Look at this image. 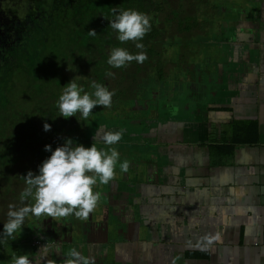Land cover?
<instances>
[{"label":"crops","instance_id":"crops-1","mask_svg":"<svg viewBox=\"0 0 264 264\" xmlns=\"http://www.w3.org/2000/svg\"><path fill=\"white\" fill-rule=\"evenodd\" d=\"M217 1L229 8H219L228 16L217 22L222 38L180 65L188 106L144 115L132 96L141 114L95 128L98 148L105 131H122L115 179L94 187L99 203L74 241V215L29 238L32 264L58 263L64 243L95 264H264V0ZM244 123L256 129L251 144L234 141Z\"/></svg>","mask_w":264,"mask_h":264},{"label":"trees","instance_id":"trees-1","mask_svg":"<svg viewBox=\"0 0 264 264\" xmlns=\"http://www.w3.org/2000/svg\"><path fill=\"white\" fill-rule=\"evenodd\" d=\"M17 2L16 0L14 3ZM165 4V0H23L20 7L19 4L15 7L19 8L17 11L12 9L10 15H7L10 20L7 26L5 25L10 29L4 35L0 33V86H5V76L9 79L10 74L16 70L15 67L19 66L23 70L22 74L26 76V81L32 82L27 85V89H32V93L30 92V110L28 114L21 115L24 121L13 125L14 129L19 130L20 141L11 140L7 152L14 146L20 147L18 143H24L22 148L27 147L30 151L28 150L23 158L30 155L31 161L40 162L41 159L47 158L43 156L48 154V151L44 150L45 145L57 147L56 145L64 143L62 136L65 130L67 133H73L69 137L73 142H94L87 140L93 135L95 124L100 122V119L94 120V123L92 121L93 125H89L78 135L71 132L68 128L72 127L73 123L75 128L80 126L75 123L80 120V115L78 113L76 117H60L57 107L59 96L71 80L82 87L84 92L92 93L93 81L113 91L116 86L113 83L115 76L124 84L137 77L134 72L130 73L127 66L112 68L108 65L109 54L114 47L128 50L131 45L138 54L140 51L150 50L149 45L158 44L157 38L165 33L160 28V23H170L169 17L163 18ZM114 7L118 10H137L150 17L151 30L139 41L144 45L143 49H137L133 42L120 43L117 40V33L109 25V21L114 19ZM0 28L3 32L2 26ZM89 30H95L97 35L88 36ZM9 35L11 37L5 40ZM140 64L136 62L134 65L138 67ZM47 70L50 75L44 73H47ZM36 72H43V76H38ZM109 72L113 75H108ZM128 83L136 85L135 82ZM36 86L37 93L34 92ZM9 88L5 86L0 89V114L4 118H8L10 110V101L5 96ZM44 123L51 125L50 131L43 129ZM244 124L234 126V141L251 144L257 139L256 129L251 128L249 123ZM8 127L9 125H6V128ZM7 132L12 133L8 130ZM16 155L18 154L13 156ZM14 163L18 164L17 161ZM33 164H27L31 166L27 169L32 171ZM28 170L25 169L23 174L26 175Z\"/></svg>","mask_w":264,"mask_h":264},{"label":"rangeland","instance_id":"rangeland-1","mask_svg":"<svg viewBox=\"0 0 264 264\" xmlns=\"http://www.w3.org/2000/svg\"><path fill=\"white\" fill-rule=\"evenodd\" d=\"M165 3L167 4L163 7V18L169 17L170 19V23H160V28L163 29L165 33L157 38L158 44L149 45L150 50L145 52L147 59L140 64L141 66L138 65L137 67L134 65L136 61L131 62L127 66L130 73L134 72L137 74V77L131 78V74H129L132 80L129 79L124 84L123 81H120V79L115 76L113 83H115L116 86H114L113 91L115 92L116 90V92L112 97L111 107L104 108L102 106H97L90 115L92 119L88 118L87 120H81L80 117V120L75 122L76 124H80V126L75 128L76 125L74 126L73 123V126L68 128V130L78 135L80 132L87 129L89 125L92 126V121L94 123V120L99 121L100 119V122L95 124V126L99 128L105 125L106 122H109V124H113L115 121L121 123L124 117H129L134 113L141 114L140 111L136 112L132 110L130 103V98L132 96L138 97L137 94L141 92H143L147 98L151 97L152 101L155 97L156 104L159 105L169 98L172 102L180 101V105H183L184 109L188 106V91L186 83L184 82L185 76L180 70V65L194 64L195 59L199 62L200 51L207 52L208 49L216 46L217 41L222 38L217 32V22L225 21L228 17L227 13L226 15H224L223 12L220 13L219 8H222L221 10L225 8L229 11L228 2L220 3L217 0H165ZM128 51L130 54L134 55L137 53L131 45L128 47ZM207 56L208 53L203 57L206 58ZM23 65L22 63L21 66ZM36 66H38V64ZM15 69L16 70L10 74L11 77H9V79L7 75L4 79L5 86L10 87L5 95L10 101V105L8 106V109H10L8 118H4V116L0 114V232L3 230V224L7 221L8 206L10 204L19 208L25 204L32 203L30 197L23 203L19 199L20 192L23 191L26 186L24 178H22L25 176L23 171L25 169L28 170L27 167H31L27 166V164L34 163L32 165V172L33 174H38L39 166L42 161L45 160L41 159L40 162H37V160L34 162L31 161L30 155L23 158L25 153L28 150L30 151L27 147L22 148L25 146L24 143H18L20 147L14 146L9 149V152L6 150L11 140L16 139L20 141L21 137L18 135L19 130L18 128L14 129V126L17 125L18 122L20 124L24 121L21 116L22 114H28V110H30V92L32 93V89H27L28 83L31 84L32 82L26 81V76L22 74L23 70L19 66L15 67ZM44 73L50 75V71L48 70L47 73L46 71ZM36 74L40 77L43 76V72H36ZM130 81L131 83L135 82L136 85L129 84L128 82ZM38 84L40 85V83ZM110 84L112 85V82ZM5 86L1 85L0 89ZM130 86L132 89L129 88ZM37 88L38 86L34 88V92L37 91ZM164 90H166V92ZM190 104L192 105V102H190ZM126 106L131 110H124ZM184 109H181L179 114L181 112L183 114ZM142 113L146 115V111L143 110ZM127 120L128 119H126V121ZM126 121H123L124 124H126ZM6 125H9V127L6 128ZM5 128L12 133H8ZM95 131L96 130H94V132ZM92 138L93 135H90L87 141H92ZM66 139L70 138L67 137ZM92 143L93 142H86L80 143V145L90 147ZM77 144H79L78 140L73 142L72 146H76ZM51 148L55 150L56 147L51 145ZM103 148L107 150L106 145H104ZM14 154L18 155L13 156ZM49 155L51 154L48 152V154L45 153L43 156L48 157ZM20 158L23 159L20 160ZM16 161L18 164L14 163ZM28 171H31V169L29 168ZM43 219L41 218L37 223L41 227V220L43 221ZM30 220L31 217L26 218L24 224L28 222L30 226V224H32ZM72 226L75 230L77 229L76 225L72 224ZM15 235L17 236L15 240H8L6 243L0 244V264H11L14 255L20 256L26 254L29 258L30 256L32 258L33 254L30 255L31 253L26 252L27 247L24 244V240L30 235L28 229L22 227L21 232ZM44 235L45 234H43V238Z\"/></svg>","mask_w":264,"mask_h":264},{"label":"clouds","instance_id":"clouds-1","mask_svg":"<svg viewBox=\"0 0 264 264\" xmlns=\"http://www.w3.org/2000/svg\"><path fill=\"white\" fill-rule=\"evenodd\" d=\"M114 19L109 21L111 29L117 33L120 43L133 42L137 49H143L140 43L144 36L151 30L150 17L137 10L112 9ZM88 36L95 37V30H89ZM147 59L144 51L138 54H130L128 50L114 47L107 60L112 68L128 66L136 61L143 63ZM113 75V73H108ZM91 88L94 92H84V89L71 80L66 84L57 101L59 116L63 118L76 117L79 113L81 120H87L97 106L110 108L114 91L95 81ZM83 93V94H82ZM43 129L50 131L51 125L44 123ZM122 138V131H105L99 140L108 146L107 150L98 148L96 143L90 147L77 144L73 145L71 139H65L62 146L52 150L51 145H45L44 150L51 153L39 166L38 174L28 171L23 176L25 188L19 194L23 203L29 197L32 203L17 208L10 204L7 212V221L0 232V244L8 240H15L18 232H21L25 219L29 216L37 220L51 218L59 221L74 215L79 220H87L100 200L101 193L94 191V187L107 185L115 179V169L119 161L120 153L113 145ZM96 137H94V141ZM121 172H127L129 163L124 160L119 164ZM208 242L219 240L217 234L207 238ZM43 251H49L48 246L42 247ZM59 251V249H55ZM11 264H32L28 255L13 256ZM50 264H55L54 261ZM64 264H95V258L85 256L76 248L70 249L64 259Z\"/></svg>","mask_w":264,"mask_h":264},{"label":"flooded vegetation","instance_id":"flooded-vegetation-1","mask_svg":"<svg viewBox=\"0 0 264 264\" xmlns=\"http://www.w3.org/2000/svg\"><path fill=\"white\" fill-rule=\"evenodd\" d=\"M16 0H0V27L2 26V31L1 32V28H0V33L1 35H4L6 33L7 30L10 29L7 28L6 24L9 22L10 18L7 17V15H10V11L13 9L14 11H17L19 8L15 9V7L19 4V7H20V4L23 3V0H17L18 2L17 3H14ZM20 12V11H19ZM6 25V26H5ZM13 28V27H12ZM11 37L10 35L5 37V40L7 38ZM166 92V90H164ZM139 98H141L140 101H142V105H143V110L146 111L147 114H153V113H156L158 115L160 114H172L173 110H175L173 107H175L176 105V102H172V100H170L169 98L166 99L164 101V103H161L160 105L159 104H156V99L154 97V100L152 101L151 100V97L147 98V96L141 92L140 94H137ZM145 96V97H144ZM134 101L136 100H133V103L131 104L132 106V110H134ZM156 104V105H155ZM131 110L129 107H125L124 110H127L128 111ZM114 127L117 126V121L114 122ZM68 131L65 130L63 131V139H66L67 137H70L73 135V133H67ZM94 134V133H93ZM94 140V138L92 139ZM63 144L60 143L59 145H56V146H62ZM97 147H99L97 145ZM31 217V216H29ZM43 219V218H42ZM75 219V223L74 225L77 226V229L81 228V226L83 227V224L85 222V220H79L77 219L76 217L74 218ZM32 221V224H30V226L28 225V222H26L23 226V228H27L28 229V233L30 234L25 240H24V244L26 245L27 249H26V252H29V249H28V244H29V240L32 239V238H36L38 235L41 236L43 234H50L52 233V229L55 230L56 232V227L58 226H53V220L51 218H44L43 221L41 220V223H42V227L40 225H38L37 223L40 221V220H37L35 219L34 217H31V220ZM72 226V224H70ZM85 225V224H84ZM63 229V228H62ZM64 230V229H63ZM53 234V233H52ZM47 236V235H46ZM30 238V239H29ZM70 239H72L74 241L75 239V236H74V233H71L70 234ZM35 249V251H37L38 249L36 248H33ZM41 250V249H40ZM33 251V250H32ZM34 252V251H33Z\"/></svg>","mask_w":264,"mask_h":264},{"label":"water","instance_id":"water-1","mask_svg":"<svg viewBox=\"0 0 264 264\" xmlns=\"http://www.w3.org/2000/svg\"><path fill=\"white\" fill-rule=\"evenodd\" d=\"M173 108H175V107H173ZM95 135H96V133H95ZM93 136H94V134H93ZM136 173H137V171H136ZM98 203H99V202H98ZM104 211H105V210H104ZM105 212H106V211H105ZM104 214H105V213H104ZM56 230H57V228H56ZM77 230H78V229H76L75 234H74L75 237H77V235H76ZM52 233H56L54 229H52ZM80 233H81V230H80ZM81 235L84 236V234H81ZM71 241H72V240H71ZM72 243H74V242L72 241ZM60 244H63V242H61ZM64 244H65V247H62V251L60 252V254H61V256H60V260H61V261H58V263H60V264H64V259H65V257H66L67 252H68L70 249H72V246H71V247H68V246H70V243H69V244H68V243H64ZM55 249H57V248L55 247ZM52 256H53L54 259L56 258V250H53V251H52ZM50 262H52V260H51ZM54 262H55V264H58V263H56V260H54ZM43 264H50V263H47V261L45 260V262H44Z\"/></svg>","mask_w":264,"mask_h":264}]
</instances>
